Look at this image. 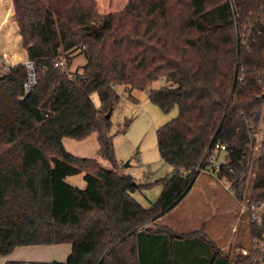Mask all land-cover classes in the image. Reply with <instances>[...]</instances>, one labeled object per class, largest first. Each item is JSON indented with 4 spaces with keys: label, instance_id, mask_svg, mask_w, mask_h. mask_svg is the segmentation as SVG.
Segmentation results:
<instances>
[{
    "label": "trees",
    "instance_id": "1",
    "mask_svg": "<svg viewBox=\"0 0 264 264\" xmlns=\"http://www.w3.org/2000/svg\"><path fill=\"white\" fill-rule=\"evenodd\" d=\"M68 1L0 0V49L13 64L0 51V255L69 243L64 261L37 264H181L174 245L192 241L201 247L194 252L199 264L203 241L214 246L202 229L178 233L150 224L180 202L215 152L224 154L220 176L232 181L239 200L248 199L249 215L262 206L261 224L250 218L247 253L233 263L220 249L215 255L220 264H264V0H128L98 16L72 10L77 0ZM21 39L36 77L28 92ZM78 54L87 61L71 72ZM60 58L65 67L56 64ZM159 79L166 85L150 90ZM117 84L149 89L164 112L178 108L157 130L160 156L173 170L149 207L133 196L145 185L115 157L106 115L120 100ZM94 132L111 168L64 146V137ZM217 143L225 150L215 151ZM82 171L85 187L66 180Z\"/></svg>",
    "mask_w": 264,
    "mask_h": 264
},
{
    "label": "rangeland",
    "instance_id": "2",
    "mask_svg": "<svg viewBox=\"0 0 264 264\" xmlns=\"http://www.w3.org/2000/svg\"><path fill=\"white\" fill-rule=\"evenodd\" d=\"M70 2L71 0L68 1V4ZM127 2L128 0H77L72 10L80 8V10H90L93 16L105 15L124 9ZM79 16L85 18V12H80ZM86 61L87 59L83 54L76 55L68 68L69 71H81ZM164 85H166V82L159 79L154 81L149 89L152 90ZM115 87L120 94V100L115 104L110 115L115 157L121 171L133 175L136 183L145 185L133 192V196L143 206L149 207L157 200L162 191L163 184L160 179L169 175L173 170V166L166 163L160 156L157 130L178 115V108L174 107L171 111L164 112L159 105L150 99L149 89L134 88L129 91L123 84H117ZM92 99L97 107L101 106L98 92L92 94ZM258 137L255 150L259 146L262 132ZM63 142L69 152L81 157L97 158L106 168L112 167L111 162L104 159L99 153V141L96 132L81 140L64 137ZM219 162L221 164L224 162L223 153L219 156ZM256 167L257 162H254L249 170L247 178L248 193L251 191ZM210 174L207 170L203 171L196 179L205 175L211 177ZM84 175L85 171H82L68 176L66 180L79 187H85ZM192 189L187 198L163 217L162 223L157 221L155 225L150 224V229L153 230L164 225L163 222L172 221L174 225L182 230H194L200 228L206 221V229L207 227L211 229L208 232L219 236L217 244L223 246L224 251L230 253L234 259L242 250L241 246L248 248L251 244L250 215L249 211L245 209L246 207L243 208L247 204V199H243L244 201L238 200L236 197L237 200L233 199L224 186L220 188L221 192L231 197L236 214H240V221L236 223L235 217L225 214L220 208L204 206L200 203L204 194L202 188L194 186ZM233 223L236 224L235 230H232ZM191 232L193 231L178 233ZM182 244L183 248L179 246V243L174 245L175 254L177 256L180 254V263L185 262L183 259L186 257L185 259H188L190 264L191 259L194 264H198L194 252L197 250L198 253L201 247L195 243L193 244L192 241H185ZM180 257L178 256V261ZM32 264H37V261ZM185 264L187 263L185 262Z\"/></svg>",
    "mask_w": 264,
    "mask_h": 264
},
{
    "label": "crops",
    "instance_id": "3",
    "mask_svg": "<svg viewBox=\"0 0 264 264\" xmlns=\"http://www.w3.org/2000/svg\"><path fill=\"white\" fill-rule=\"evenodd\" d=\"M21 43H22V39L18 46H20L21 50L25 51L21 47ZM1 53L4 55L6 63L8 65H13L7 60L5 54L2 51ZM27 59H28V55L26 52V58L23 61H20L18 63H24ZM210 176L211 177H209L208 175H205L203 177H199L198 179H196L193 185L191 186L190 190L188 191V193L180 200V202L174 208H172L166 214L174 210L185 198H187V196L191 194L193 190L192 188H194V186H199L200 188L204 190L203 198L200 202L201 204H203L204 206H210V207L214 206L217 209L220 208L225 214L231 217H235L236 223H238L241 217L239 216L240 214L238 215L236 214L234 203L231 197H229L227 194L225 195L224 192H221L220 188H222L224 185L212 174H210ZM231 196L233 199L235 198L234 195L231 194ZM166 214L160 217L157 221L161 222V220ZM163 224L166 226H169L170 228L178 232H189V231H195V230L202 229L207 234L208 238L214 242V246L210 247L207 241H203L202 243L203 250L200 255L201 260L199 264H210L213 259L215 262L214 264H220L223 257H221V255H215V249H220L224 255L229 254L230 258L232 259V263H233L232 255L224 251L223 246H219L217 244V239L219 238V236L213 235L211 232H208L211 230L209 229V227H207L206 229V221L204 222V224H202L200 228H195L194 230H182L178 226L174 225L172 221L163 222ZM235 228H236V224L233 223L232 230H235ZM240 248L243 249L245 247L241 246ZM71 250H72V245L69 243L52 244V245L19 246L12 253L8 255H0V264H8L10 261H26V262H34V261L47 262V261H53V260L64 261L67 258V256L70 254Z\"/></svg>",
    "mask_w": 264,
    "mask_h": 264
},
{
    "label": "built area",
    "instance_id": "4",
    "mask_svg": "<svg viewBox=\"0 0 264 264\" xmlns=\"http://www.w3.org/2000/svg\"><path fill=\"white\" fill-rule=\"evenodd\" d=\"M237 1H240V0H231L232 3L237 2ZM24 64L27 66L28 71H29V80L25 83V89H26V92H28V91L31 90V88L35 84L36 77H35L33 62L30 61L29 59H27L24 62ZM56 64L61 66V67H65L66 62H65V60L63 58H60V59L56 60ZM217 150L218 151L225 150V145L217 143L215 145V151H217ZM219 156L220 155L215 153V152L211 153L208 156L207 160H206V165L204 167H198V170L200 171V173L207 170L209 173H211L213 176H215L220 182H222L224 187L232 195H234V197L237 198L236 190L233 187L232 181H230L227 178H222L220 176L221 163L219 162ZM242 201H244V200H242ZM243 208H245V209H247L249 211L248 199H247V204L245 206H243ZM252 208L254 209V211L252 212L250 218L255 220L258 224H261V222H262V212H261L262 206H260V207H252ZM242 250H243V253H247V248H243Z\"/></svg>",
    "mask_w": 264,
    "mask_h": 264
},
{
    "label": "water",
    "instance_id": "5",
    "mask_svg": "<svg viewBox=\"0 0 264 264\" xmlns=\"http://www.w3.org/2000/svg\"><path fill=\"white\" fill-rule=\"evenodd\" d=\"M110 115H111V112H108L106 116H107L108 118H110Z\"/></svg>",
    "mask_w": 264,
    "mask_h": 264
}]
</instances>
